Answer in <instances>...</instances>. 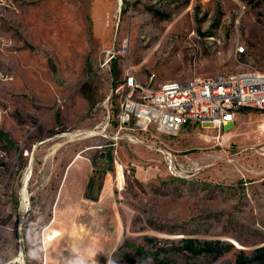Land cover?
<instances>
[{"label":"rangeland","instance_id":"374dc122","mask_svg":"<svg viewBox=\"0 0 264 264\" xmlns=\"http://www.w3.org/2000/svg\"><path fill=\"white\" fill-rule=\"evenodd\" d=\"M246 71L264 72V0H0V222L22 220L18 264H42L49 219V239L90 240L100 264L252 257L264 112L175 134L117 122L129 75L157 87Z\"/></svg>","mask_w":264,"mask_h":264},{"label":"built area","instance_id":"2783aa9c","mask_svg":"<svg viewBox=\"0 0 264 264\" xmlns=\"http://www.w3.org/2000/svg\"><path fill=\"white\" fill-rule=\"evenodd\" d=\"M124 86L119 129L147 132L155 128L175 134L192 123L224 128L242 109L264 112V72L259 71L166 81L157 87L129 75ZM166 162L173 172L171 153H166Z\"/></svg>","mask_w":264,"mask_h":264},{"label":"crops","instance_id":"0c3cea01","mask_svg":"<svg viewBox=\"0 0 264 264\" xmlns=\"http://www.w3.org/2000/svg\"><path fill=\"white\" fill-rule=\"evenodd\" d=\"M75 210L76 213L79 212V207H76ZM59 212L60 210L54 211V222ZM76 218L77 214L71 215V219L75 220ZM92 218H96L95 215ZM21 222L22 220L17 217L16 213L11 212H8L5 222H0V264L20 263L19 260L22 259ZM50 227L49 219L42 240V264H100L102 256L100 257L101 248L99 246L97 249V246H92V241L86 239L79 242L75 238H70L68 243L61 236L49 239ZM94 237L93 239H96L97 234Z\"/></svg>","mask_w":264,"mask_h":264},{"label":"trees","instance_id":"16d2710c","mask_svg":"<svg viewBox=\"0 0 264 264\" xmlns=\"http://www.w3.org/2000/svg\"><path fill=\"white\" fill-rule=\"evenodd\" d=\"M109 155V160L113 161L112 155ZM91 186V184H90ZM196 241L192 239L185 240V249L192 252L195 255L200 254H215L218 253V248L211 242L198 244L195 246ZM264 264V245L258 247L252 257L246 256L244 253L239 254L232 264Z\"/></svg>","mask_w":264,"mask_h":264},{"label":"bare ground","instance_id":"6f19581e","mask_svg":"<svg viewBox=\"0 0 264 264\" xmlns=\"http://www.w3.org/2000/svg\"><path fill=\"white\" fill-rule=\"evenodd\" d=\"M24 192H26V190L24 191ZM23 193V192H22ZM27 195V194H26ZM27 197H25V201H23V206L25 207L26 205H27Z\"/></svg>","mask_w":264,"mask_h":264}]
</instances>
